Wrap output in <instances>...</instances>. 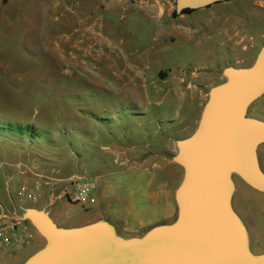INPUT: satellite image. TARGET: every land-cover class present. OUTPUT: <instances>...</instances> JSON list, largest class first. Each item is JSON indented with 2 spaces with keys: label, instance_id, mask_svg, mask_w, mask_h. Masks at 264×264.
Instances as JSON below:
<instances>
[{
  "label": "rangeland",
  "instance_id": "rangeland-1",
  "mask_svg": "<svg viewBox=\"0 0 264 264\" xmlns=\"http://www.w3.org/2000/svg\"><path fill=\"white\" fill-rule=\"evenodd\" d=\"M168 5L174 7L173 1L0 0L4 211L28 201L16 195L23 186L33 191L27 179L39 182L36 196L43 192L42 179L75 175L92 184L93 191L110 186L112 203L87 205L64 197L72 207L59 218L62 227L112 209L127 210L130 217L145 211L155 224L175 219L173 188L182 177L171 161L176 141L196 127L209 87L224 81L217 65L229 43L215 30L233 24L246 35L247 27H260L257 16L249 14L258 10L251 0L217 2L170 18L165 15ZM198 94L206 95L199 106ZM246 115L264 121V93ZM256 152L264 170V144ZM32 170L39 178L31 177ZM232 179L238 192L231 206L247 230L249 249L264 253V212L256 207L263 196L236 176ZM152 187L166 192L168 206L173 202L170 220L149 209ZM112 226L126 236L119 225ZM36 236L24 247L28 252L0 254V264H20L41 248L44 241Z\"/></svg>",
  "mask_w": 264,
  "mask_h": 264
},
{
  "label": "water",
  "instance_id": "water-1",
  "mask_svg": "<svg viewBox=\"0 0 264 264\" xmlns=\"http://www.w3.org/2000/svg\"><path fill=\"white\" fill-rule=\"evenodd\" d=\"M227 0H173L174 11L196 10ZM224 81L208 89L193 132L176 141L171 161L182 170L173 192L176 217L140 237L123 238L99 219L57 226L47 212L24 208L19 217L44 244L22 264H264L254 254L244 224L233 211L232 177L264 193L256 148L264 121L246 115L264 93V46L249 67H225Z\"/></svg>",
  "mask_w": 264,
  "mask_h": 264
},
{
  "label": "crops",
  "instance_id": "crops-1",
  "mask_svg": "<svg viewBox=\"0 0 264 264\" xmlns=\"http://www.w3.org/2000/svg\"><path fill=\"white\" fill-rule=\"evenodd\" d=\"M251 2L258 9L256 11H252L251 13H249L251 15L255 14L257 16V17H255L256 19H258V20H256V22H257L258 26L260 27L258 30L250 31L251 29L249 26V27H247V29H245L247 31V34L246 35H240V31H236L234 29L235 26L233 24L230 26H225L223 24L215 30V32H216L215 34L217 36L222 37L224 40L227 41V43H229L227 54H225L221 57L220 63L217 65V67H220L221 70L225 67H234V68L249 67L253 63V60H254L258 50L262 46H264V0H251ZM156 5H157V3H156ZM159 9H160V15H158V16H162L163 15V9H161V8H159ZM200 9H202V8H200ZM173 10H174V7L171 5L170 6L168 5V9L165 13L166 17H168V18L172 17L171 12ZM196 10H199V9H196ZM182 15H184V14H176L175 17L176 16H182ZM205 38L210 40L211 35H208V37H205ZM178 80L180 81V79H178ZM205 96H206L205 94H198L197 95V106H199L200 103L202 101H204ZM192 132H193V130H192ZM262 144H264V143H262ZM262 144H260V145H262ZM256 155H257V161H258L259 167L261 169V166H262L260 163L261 159L259 157L258 152H256ZM261 171L264 173V170L261 169ZM31 173H32V175H31L32 178H39L38 177L39 175L34 170H32ZM157 177L158 176H156L155 179L153 180L152 186H154V187L156 186L158 179H159ZM69 178L70 177H68L66 179H61L59 181L53 180L52 178H49L50 179L49 182H44L42 179V185H43L44 189H42L43 192L40 193V195L36 194L33 201H29V200L24 201V202L20 201L19 205H17V208L13 207L12 210H8L6 212L13 214V216L15 218L19 219L20 216H18V211L19 210L22 211L24 208L32 207V208H35L38 210H44L47 212V214L51 218V220L57 226H60V225H58L59 218L61 216H64V214H65V216H67L69 208L72 207V205L69 204L67 202V200L61 194L62 189L66 188V187H68L67 189L69 191L72 189L71 187L68 186ZM34 183H38V187H39V182L34 181L32 183L30 181V179H27V185L29 187V190H30L31 186H33ZM173 183L174 182L172 181L171 186H173ZM240 183L243 184L245 187H248L242 181ZM240 183H238L237 185L241 190L242 188H241V186H239ZM233 186L234 187H233V193L231 196V200H232V197L236 191V189H235L236 186H235L234 182H233ZM176 187L174 186L173 192H174ZM109 188H110V186L105 185L104 187L98 188L95 191H93L94 188L91 184V191L89 194L91 199H90L89 203L95 202L96 200H98L99 203L101 202L102 204H106L107 202H110V204H111L112 203L111 197H108V195H107L110 191ZM248 188L251 189L250 187H248ZM251 190L253 192L261 194L263 196L262 197L263 199L260 200V202H261L260 204H262V205H258V203H257L256 207L259 210H262L264 212V193L263 192H257L253 189H251ZM236 192H238V191H236ZM93 193H94V195H93ZM165 193L166 192H164L163 194H160V192L158 193L156 191H153V187H152V202H153V204H152V206L149 205V207H150L149 209L150 210L153 209L157 213L158 212L163 213L162 219L170 220L172 213H173V206L172 205H173L174 201L172 202V205L170 204V206H168L169 201H168ZM255 193H251V195H253L254 197H257L259 199L260 197ZM16 195L18 196V191H17ZM115 199L117 200V202H119L121 200L120 197H117V198L115 197ZM172 200H173V198H172ZM170 203H171V200H170ZM87 205H88V203H87ZM105 206L108 207V203ZM0 210H3L2 205H0ZM99 219L105 220L111 225L112 224H116L117 226L119 225L122 228V230H120V231H122L124 233V235H126V236H123V238L140 237L141 235H143L147 230H149L153 226L161 225L160 223H156V224L153 223V220L148 218L147 212H145V211L140 212V214L137 213L133 217H130V213L127 210H125L123 213H120V212H117V211L112 209L109 211L103 210L99 214L88 216V218L86 219L85 222L77 223L76 225H73L71 227L91 223V222H94V221L99 220ZM169 223H171V222H169ZM169 223H167V224H169ZM20 225H21V229H23L26 232L32 233L33 238H32V240L29 241V242H32L37 237L36 232L33 230V228L30 226V224L26 221L20 220ZM60 227H62V226H60ZM139 230H141V231H139ZM246 232H247V230H246ZM247 238H248V234H247ZM29 242H27L26 244H23L22 246H19L18 249H14V247H12L9 250L0 252V254H7L9 252L12 253V251H14V250H17V251L21 250L20 252H28L29 248L25 249L24 247L27 246V244ZM31 248H32V246H31ZM35 251H32V253H34ZM32 253L26 255L25 258L23 259V261L27 257H29ZM254 254H258V253H254ZM23 261H21L20 264H22Z\"/></svg>",
  "mask_w": 264,
  "mask_h": 264
},
{
  "label": "built area",
  "instance_id": "built-area-1",
  "mask_svg": "<svg viewBox=\"0 0 264 264\" xmlns=\"http://www.w3.org/2000/svg\"><path fill=\"white\" fill-rule=\"evenodd\" d=\"M68 186L72 189L69 191L66 187L62 189L61 194L71 202L89 203L91 184L81 176L72 175L69 178ZM38 188V183L33 184V191ZM26 187H20L18 196H23L29 201H33L35 195L33 191H26ZM20 227V228H19ZM24 230L21 229L20 220L15 218L13 214L0 210V252L6 251L14 247L18 249L19 246L26 244L32 240V233L23 234Z\"/></svg>",
  "mask_w": 264,
  "mask_h": 264
},
{
  "label": "trees",
  "instance_id": "trees-1",
  "mask_svg": "<svg viewBox=\"0 0 264 264\" xmlns=\"http://www.w3.org/2000/svg\"><path fill=\"white\" fill-rule=\"evenodd\" d=\"M173 1V0H172ZM208 7V6H207ZM193 10L191 9H183L181 10V12L179 14H189L190 12H192ZM176 15L175 11L173 10L171 12V16L174 17Z\"/></svg>",
  "mask_w": 264,
  "mask_h": 264
},
{
  "label": "bare ground",
  "instance_id": "bare-ground-1",
  "mask_svg": "<svg viewBox=\"0 0 264 264\" xmlns=\"http://www.w3.org/2000/svg\"><path fill=\"white\" fill-rule=\"evenodd\" d=\"M257 149V148H256Z\"/></svg>",
  "mask_w": 264,
  "mask_h": 264
}]
</instances>
